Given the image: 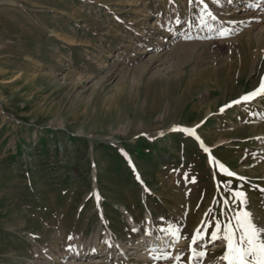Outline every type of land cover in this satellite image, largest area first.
Instances as JSON below:
<instances>
[{"label":"rangeland","instance_id":"obj_1","mask_svg":"<svg viewBox=\"0 0 264 264\" xmlns=\"http://www.w3.org/2000/svg\"><path fill=\"white\" fill-rule=\"evenodd\" d=\"M261 82L264 0H0V264H222L233 192L264 226V95L225 107Z\"/></svg>","mask_w":264,"mask_h":264},{"label":"snow or ice","instance_id":"obj_2","mask_svg":"<svg viewBox=\"0 0 264 264\" xmlns=\"http://www.w3.org/2000/svg\"><path fill=\"white\" fill-rule=\"evenodd\" d=\"M191 3L192 0H189ZM216 2V0H214ZM211 16V13H208ZM215 19V17H213ZM224 35V33H221ZM259 95H264V82H261L260 87L255 91L248 93L238 100H234L231 104L226 105L225 107H230L232 104H240L242 102H250L252 99H255ZM224 111V108H221V112ZM174 131L176 129H173ZM183 131L187 132L189 135H194V132L184 129ZM197 139H199L197 137ZM203 147V145H201ZM204 151L207 152L208 149L204 148ZM221 170L229 177L234 176L235 173L227 170L222 164L219 165ZM240 179H243L241 177ZM233 197L237 201L239 211L233 217L235 220V226L231 223H225L223 226L219 221L215 224V231L211 233V240L213 242L217 240H222L225 243L226 248L224 253L218 257V260L222 264H264V226L257 225L254 221L252 213L247 210V195L244 191H235L232 193ZM223 228L222 236L218 235ZM174 238V240L179 242V229L169 228L167 230ZM238 233V235H237ZM198 241L194 238L193 243ZM206 255L205 251L192 250L193 259H202ZM158 257H153L157 259ZM166 259L168 257H165ZM177 261H180L182 257L177 255L175 257Z\"/></svg>","mask_w":264,"mask_h":264},{"label":"bare ground","instance_id":"obj_3","mask_svg":"<svg viewBox=\"0 0 264 264\" xmlns=\"http://www.w3.org/2000/svg\"><path fill=\"white\" fill-rule=\"evenodd\" d=\"M150 220L151 219L149 217V221ZM133 223L134 222L131 221L132 226L136 229L135 224H133ZM137 229H138V231L140 230L139 228H137ZM150 229H151V226H150ZM172 229H176V228H174V226H173ZM218 235H222V231ZM146 236L150 237V239H146L145 240L144 249H143L144 250L143 251L144 253H142L140 255V257L143 258V259L150 258L149 252H151V251H160V250L174 249V248L177 247L176 245L179 246L180 244H183L184 243V240L183 239H179V242L177 243L174 240L173 236L170 233H168L166 236H164L162 240H154L152 238V236H149L148 234ZM108 239H109L108 236H106L105 237V240L108 241ZM84 245L85 244L79 243V245L77 246V250L81 249ZM93 255H95V253L92 254L90 257H92ZM82 259H84V256L80 255L78 257V260H80L78 263H76V261H77L76 259H72V261L69 262V263H68V261H66V260L63 259L60 263H63V264H81L82 263L81 261H84Z\"/></svg>","mask_w":264,"mask_h":264}]
</instances>
